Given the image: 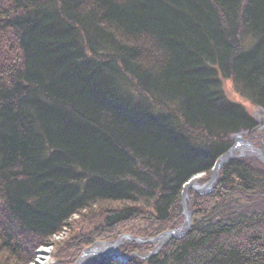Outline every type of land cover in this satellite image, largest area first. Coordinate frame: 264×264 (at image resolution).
<instances>
[{"label":"trees","instance_id":"16d2710c","mask_svg":"<svg viewBox=\"0 0 264 264\" xmlns=\"http://www.w3.org/2000/svg\"><path fill=\"white\" fill-rule=\"evenodd\" d=\"M0 3V264H30L88 212L96 239L176 228L182 185L256 125L224 81L264 110V0ZM194 197L183 238L91 264H264V169L233 159ZM93 240L70 236L64 264Z\"/></svg>","mask_w":264,"mask_h":264},{"label":"water","instance_id":"95a60500","mask_svg":"<svg viewBox=\"0 0 264 264\" xmlns=\"http://www.w3.org/2000/svg\"><path fill=\"white\" fill-rule=\"evenodd\" d=\"M252 117L256 123L252 129L230 135L229 138L233 141V144L224 154L215 160L208 182L203 183L202 185L194 182L195 180H199L202 175L201 173H198L182 185L181 207L182 214L184 216L183 226L173 230L164 231L152 239H140L125 234L113 243L96 242L91 247L86 248L74 264H90L95 255L110 257L114 260L122 262L126 259V256L121 255L118 248L127 240L135 242L136 244L158 243V250L170 239L183 238L190 231L191 227V211L187 206L188 191L192 190L198 196L208 195L217 184L219 172L222 166L233 159H238L244 155H256L262 162H264V146L258 148L255 147V144L252 142L259 136L260 132L264 130V110L258 109L252 114ZM237 153H239V155H236Z\"/></svg>","mask_w":264,"mask_h":264},{"label":"rangeland","instance_id":"374dc122","mask_svg":"<svg viewBox=\"0 0 264 264\" xmlns=\"http://www.w3.org/2000/svg\"><path fill=\"white\" fill-rule=\"evenodd\" d=\"M4 1H6V0H4ZM224 92H225V95L227 96V98L230 101L240 104L247 111V113L250 115V117L253 118L252 114L254 112H256L258 109L255 106H253L250 102H248L244 98H242L236 92L233 84L230 81H224ZM253 120H254V118H253ZM229 137H230V135L228 136V139H229V141L231 142V145H232L233 141ZM260 137H262V138H260ZM252 142L253 143L256 142L254 146L260 148L262 146V143L264 144V130H262L260 132L259 136L257 138H255ZM236 155H239V153H237ZM238 159L243 160L245 162H248L250 164H253L254 166L259 167L260 169H264V162H262L256 155H253V156L244 155L243 157H240ZM210 175H211V172H210ZM210 175L202 174L200 176V178H199L198 184L202 185L203 183L208 182V180L210 178ZM219 177H220V172H219L218 179H219ZM217 183H218V181H217ZM216 185H215L214 189L216 188ZM208 195H204V196H208ZM194 196H198V195H196L195 192L192 191V190L188 191L187 206H188V209L191 211V224H192V221H193V218H194L193 215H194V211H195V209H194V207H195L194 198L195 197ZM204 196H199V197H204ZM137 207H139V204H137ZM181 209H182V207H181ZM144 212H146V211H144ZM88 213H90V214H88L87 216H83L81 218H79L80 216L73 217L72 220L74 222H73V228L71 229L72 231H70L68 233V231L63 230V232L59 235V237L54 239L55 242H58V243H56L57 245H54V246H52V245L42 246V247L38 248L35 251V255L38 253V251L40 249L44 248V249L49 251V257H50V260H51L52 264H64L63 259L66 258V254H68V251H67V249L65 247L60 249V247H58V246L63 244L65 241H67L68 238H70V236L72 238L76 234L84 235V236H88V237L93 238L94 240L89 246H87L84 249L80 250L77 255H75L73 258L70 259L71 262L68 263V264H74L80 258L82 252L86 248L91 247L96 242L113 243L119 237H121L122 235H125V234L130 235L132 237L140 238V239H152L154 237H157L160 233H162V232H160L159 234L153 235L152 237L148 238L147 236H144L143 234H139L137 236H133V235H131L128 232H123L116 239H114V238L109 239V237H110L109 235L112 236V234H108L107 233V235H105L104 233H100L98 238L96 239L97 231L102 229L103 226H104V215H103V213H101L99 211L94 212V213H91V212H88ZM146 224H148V223H146V220L142 219L141 221H133L132 227H135L136 228L135 230H137V229L142 230L144 227H146ZM183 225H184V216L182 214L181 222L179 223V225L176 228H179V227H181ZM176 228H173V229H176ZM173 229H168V230H173ZM164 231H167V230H164ZM170 240H172V239H170ZM170 240H168L166 242V244ZM127 241H129V240H127ZM166 244H164L158 250H157V248L159 247L158 243L139 244V245H147V246L145 248H141L142 252H141V254L139 253L138 258L145 260V259H147V258H149V257H151L153 255H156ZM119 248H118V250H119ZM60 250H62V251L60 252ZM99 257H101V256L95 255L92 258L91 263H92L93 259L99 258ZM34 260H33V262H34ZM33 262H31L30 264H33Z\"/></svg>","mask_w":264,"mask_h":264},{"label":"bare ground","instance_id":"6f19581e","mask_svg":"<svg viewBox=\"0 0 264 264\" xmlns=\"http://www.w3.org/2000/svg\"><path fill=\"white\" fill-rule=\"evenodd\" d=\"M194 182L198 183L199 180H195ZM33 264H52L49 257V251L44 248L40 249L38 253L35 255V260Z\"/></svg>","mask_w":264,"mask_h":264},{"label":"flooded vegetation","instance_id":"af4514ba","mask_svg":"<svg viewBox=\"0 0 264 264\" xmlns=\"http://www.w3.org/2000/svg\"><path fill=\"white\" fill-rule=\"evenodd\" d=\"M262 137H263V136H262ZM262 137H260V138H262ZM255 143H256V142H255ZM255 143H254V144H255ZM262 146H264V144H263V143H262ZM262 146H261V147H262Z\"/></svg>","mask_w":264,"mask_h":264}]
</instances>
